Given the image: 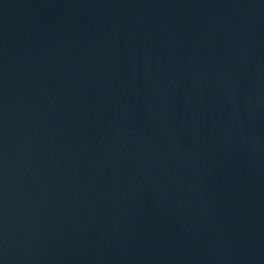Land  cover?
I'll use <instances>...</instances> for the list:
<instances>
[{
    "label": "water",
    "instance_id": "95a60500",
    "mask_svg": "<svg viewBox=\"0 0 264 264\" xmlns=\"http://www.w3.org/2000/svg\"><path fill=\"white\" fill-rule=\"evenodd\" d=\"M0 264H264V0H0Z\"/></svg>",
    "mask_w": 264,
    "mask_h": 264
}]
</instances>
